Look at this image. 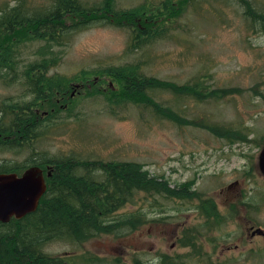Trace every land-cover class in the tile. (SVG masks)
I'll return each mask as SVG.
<instances>
[{
  "label": "rangeland",
  "instance_id": "1",
  "mask_svg": "<svg viewBox=\"0 0 264 264\" xmlns=\"http://www.w3.org/2000/svg\"><path fill=\"white\" fill-rule=\"evenodd\" d=\"M52 1L0 0V12L24 4L29 13L45 14ZM79 1L93 7L104 0ZM163 1L112 0L117 11L140 10L135 22L90 24L60 42L15 33L21 40L17 72L31 62L41 64L44 69L32 76L43 71L46 79L62 81L66 94H47V100L33 104L24 82L7 85L0 80V109L26 104L35 119L66 111L39 122L34 131L39 135L29 147L2 148L0 166L20 169L43 155L136 163L173 188L187 186L193 196L165 200L140 194L135 205L117 213L147 214L146 223L133 234L119 239L101 235L81 244L51 243L46 252L52 256L75 255V264H95L96 259L159 264L161 256L176 264H264V237L251 233L257 228L264 232V178L257 169L264 145V34L248 28L234 0H196L184 10L186 4L168 0L166 11L160 8ZM254 1L264 7V0ZM174 12L180 13L176 17ZM63 22L76 23L68 15ZM143 29L161 35L133 50L134 35ZM135 63H141L142 75L185 88L184 95L157 90L148 98L156 109L151 111L124 102L123 84L97 74ZM207 200L218 211V223L202 219L198 206ZM186 231L195 237L194 247L180 243Z\"/></svg>",
  "mask_w": 264,
  "mask_h": 264
},
{
  "label": "trees",
  "instance_id": "2",
  "mask_svg": "<svg viewBox=\"0 0 264 264\" xmlns=\"http://www.w3.org/2000/svg\"><path fill=\"white\" fill-rule=\"evenodd\" d=\"M175 1L186 4L182 6L184 10L187 4L196 0ZM52 2L50 12L45 14L34 13V11L29 13L24 10V4H18L0 12V74L6 73L3 77L0 75V80L7 85L18 81L24 82L28 92L34 96L33 104L41 98L47 100V94L49 97L63 96L66 94V86L62 81L46 79L43 71L36 77L32 76L35 71L44 69L41 64L35 62H31L21 74L17 72L16 64L20 63V56L16 47L21 40H17L18 34L15 33L24 31L25 38L28 37L30 40L46 37L49 42H60L71 32L82 31L90 24L106 25L108 21L116 22V20L132 24L135 22L134 19L138 18L137 12L140 11L133 9L117 11L112 6V0H104L93 7H87L79 0H53ZM234 3L241 7L242 16L248 19V28L264 34L262 4L254 0H234ZM160 8L164 11L169 10L168 0L161 2ZM157 11L160 12L159 9ZM178 13L180 12L172 14L177 17ZM65 15L72 17L76 23L66 26L63 22ZM17 26L24 27L13 30ZM138 32L139 36L134 35V43L131 46L133 50L140 49L161 35L158 30L153 33L145 29ZM141 73V63H135L122 68L112 66L99 69L97 74L111 76L123 84L121 98L124 102L142 104L149 107L151 111L156 109L150 106L148 98L157 90L184 95L185 88L146 77ZM8 74L11 75L7 78ZM61 109L49 113L43 119L39 117L35 119L32 116V110L26 104L18 108L0 109V135L9 137L8 141L0 140V151L4 147L10 149L16 145L29 147L30 142L39 135L34 132L39 122L42 124L53 117L58 118L66 111ZM87 162L90 161H81L74 157L54 159L43 155L38 161H31L20 169H7L0 166V173L13 171L21 173L20 171L29 166H38L43 171L48 166L52 167V175L47 180L46 193L37 210L21 220L0 224V264H75V255L52 256L46 252L47 245L56 242L81 244L101 235L119 239L133 234L146 223L147 214L132 211L123 213L121 216L117 213L128 205H135L136 196L140 194L144 197H160L165 200H190L193 197L187 186L173 188L165 180L151 176L140 164ZM198 210L206 218L202 217L204 221L214 223L220 221L214 204L209 200L202 202ZM210 217L214 219H208ZM186 235L187 240H184V243L181 240L180 243L183 246L194 247L195 237ZM118 261L116 259L113 264H118ZM92 262L110 264L105 259H96ZM158 262L159 264H176L177 261L161 256ZM134 264H141V262L135 261Z\"/></svg>",
  "mask_w": 264,
  "mask_h": 264
},
{
  "label": "water",
  "instance_id": "3",
  "mask_svg": "<svg viewBox=\"0 0 264 264\" xmlns=\"http://www.w3.org/2000/svg\"><path fill=\"white\" fill-rule=\"evenodd\" d=\"M78 87V86H76ZM257 169L264 178V145L257 157ZM52 167L43 171L38 166H29L20 174L0 173V223L8 224L12 219L21 220L34 213L47 187L45 175L51 176ZM261 230L255 229V234Z\"/></svg>",
  "mask_w": 264,
  "mask_h": 264
},
{
  "label": "flooded vegetation",
  "instance_id": "4",
  "mask_svg": "<svg viewBox=\"0 0 264 264\" xmlns=\"http://www.w3.org/2000/svg\"><path fill=\"white\" fill-rule=\"evenodd\" d=\"M75 89H76V90H77V89H81V87H80V88L75 87ZM73 93H74V92H73ZM73 93H72V95H73ZM47 115H48V114H46V115H44V116H47ZM0 140L3 141V142H4V141H8V137L3 136V135H0ZM21 172H22V171H21ZM17 174H20V173H17ZM51 175H52V172H51ZM44 177H45V180H46V183H47V180H48L51 176H50L49 178H47L46 175H45ZM215 211L218 212L216 208H215ZM208 219L213 220L214 218H213V217H210V218H208ZM12 220H14V219H12ZM12 220H11V221H12ZM221 220H222V219H221ZM9 223H10V222H9ZM0 224H1V223H0ZM252 229H253V227L251 226V227H250V230H252ZM257 229H258V230H259V229L261 230V234H257V233H256V235H257V236H260V237H264L263 229H261V228H257ZM187 232H188V231H186V232H185V235H184V239H185V240H187L186 237H188V236L186 235ZM254 232H255V230L251 231V233H254ZM252 235H253V234H252ZM254 235H255V234H254ZM185 236H186V237H185ZM180 240H181V239H180Z\"/></svg>",
  "mask_w": 264,
  "mask_h": 264
},
{
  "label": "bare ground",
  "instance_id": "5",
  "mask_svg": "<svg viewBox=\"0 0 264 264\" xmlns=\"http://www.w3.org/2000/svg\"><path fill=\"white\" fill-rule=\"evenodd\" d=\"M46 181V180H45ZM46 187H47V183H46Z\"/></svg>",
  "mask_w": 264,
  "mask_h": 264
}]
</instances>
